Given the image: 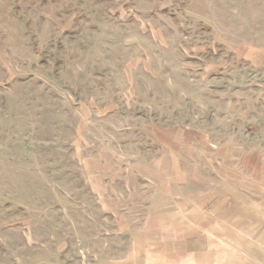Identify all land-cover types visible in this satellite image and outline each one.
Segmentation results:
<instances>
[{"label": "rangeland", "instance_id": "374dc122", "mask_svg": "<svg viewBox=\"0 0 264 264\" xmlns=\"http://www.w3.org/2000/svg\"><path fill=\"white\" fill-rule=\"evenodd\" d=\"M211 200L264 264V0H0V264H131Z\"/></svg>", "mask_w": 264, "mask_h": 264}, {"label": "crops", "instance_id": "0c3cea01", "mask_svg": "<svg viewBox=\"0 0 264 264\" xmlns=\"http://www.w3.org/2000/svg\"><path fill=\"white\" fill-rule=\"evenodd\" d=\"M202 206L195 208L186 201L165 204L149 218L148 225L130 237L131 264H221L215 253L221 233V220H215V201ZM211 220L212 225H205ZM117 259L115 264H124V257Z\"/></svg>", "mask_w": 264, "mask_h": 264}]
</instances>
